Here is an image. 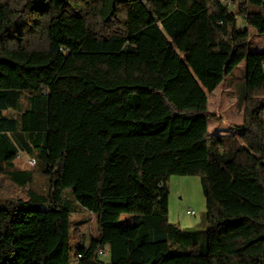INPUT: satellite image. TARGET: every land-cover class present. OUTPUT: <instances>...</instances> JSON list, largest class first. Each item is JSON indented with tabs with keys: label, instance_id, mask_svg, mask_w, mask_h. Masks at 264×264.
<instances>
[{
	"label": "trees",
	"instance_id": "16d2710c",
	"mask_svg": "<svg viewBox=\"0 0 264 264\" xmlns=\"http://www.w3.org/2000/svg\"><path fill=\"white\" fill-rule=\"evenodd\" d=\"M249 29L264 36V0H0V176L28 186L0 207V264H104L106 245L108 264H264V51ZM242 62V123L213 134L208 94ZM170 176L199 178L203 250L168 220ZM65 190L96 219L88 245Z\"/></svg>",
	"mask_w": 264,
	"mask_h": 264
},
{
	"label": "rangeland",
	"instance_id": "374dc122",
	"mask_svg": "<svg viewBox=\"0 0 264 264\" xmlns=\"http://www.w3.org/2000/svg\"><path fill=\"white\" fill-rule=\"evenodd\" d=\"M232 8V7H231ZM237 27L244 28L242 18H237ZM248 51H264V36L255 34L251 29ZM243 81V62L240 63L221 85L212 93L208 94V112L212 116L208 120V130L213 134L225 135L229 133V127L239 126L242 123L244 102L239 97L238 86ZM24 158V159H23ZM27 157L15 159V165L21 170H33L37 167H30L26 164ZM33 192L45 197L48 192L46 178L38 172H34ZM25 189V188H24ZM168 220L180 231L192 232L189 238L190 244H196L201 250L205 246V199L202 195L199 178L170 176L168 179ZM19 185L14 184L6 176H0V207L7 199L27 200L26 191ZM64 197L72 213L70 216V232L77 228L85 237V245L89 240L97 235V224L95 217L88 211L82 209L74 199L70 190L64 191ZM193 212L192 214L190 212ZM126 216H122L124 218ZM134 233V232H133ZM131 232H128L130 235ZM73 244V241H72ZM166 243L159 245V254L166 250ZM168 247L171 251L184 253L190 251L186 244L170 239ZM104 264L109 263V255L100 257ZM72 264H74L72 262Z\"/></svg>",
	"mask_w": 264,
	"mask_h": 264
},
{
	"label": "crops",
	"instance_id": "0c3cea01",
	"mask_svg": "<svg viewBox=\"0 0 264 264\" xmlns=\"http://www.w3.org/2000/svg\"><path fill=\"white\" fill-rule=\"evenodd\" d=\"M18 156L19 157H27V160L28 159H30L32 156L29 154V153H26L25 151H19L18 152ZM24 159V158H23ZM27 160H25V162H26V164H27ZM27 165H29L30 167H32L34 164H27ZM25 189H27L28 190V186H26L25 187ZM104 249H105V252H106V254L107 255H109V246L108 245H106L105 247H104Z\"/></svg>",
	"mask_w": 264,
	"mask_h": 264
},
{
	"label": "built area",
	"instance_id": "2783aa9c",
	"mask_svg": "<svg viewBox=\"0 0 264 264\" xmlns=\"http://www.w3.org/2000/svg\"><path fill=\"white\" fill-rule=\"evenodd\" d=\"M263 67H264V63H263ZM27 164H34V160H33V159H28V160H27ZM190 213L192 214L193 212L191 211ZM98 255H99L100 257L106 255L105 249L100 250V251L98 252ZM79 258H80V256H77L75 259H73L72 262H73L74 264H77Z\"/></svg>",
	"mask_w": 264,
	"mask_h": 264
}]
</instances>
